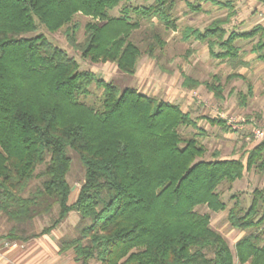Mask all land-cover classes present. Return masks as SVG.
<instances>
[{"label": "trees", "instance_id": "trees-1", "mask_svg": "<svg viewBox=\"0 0 264 264\" xmlns=\"http://www.w3.org/2000/svg\"><path fill=\"white\" fill-rule=\"evenodd\" d=\"M133 0H0V215L11 224L5 238L27 241L49 234L78 215V236L59 241V253L72 252L75 264H264V189H255L247 206L235 195L227 210L218 188L241 180L245 172L264 174V141L245 158L204 160L205 148L195 137L183 139L178 130L196 128V120L178 105L137 92L120 90L78 62L44 35L38 24L55 33L66 28L69 44L92 64L111 63L134 75L139 48L131 41L140 29L132 15L165 29H176L175 0H154L132 7ZM228 9L226 20L204 30L185 27L181 40L205 44L212 59L244 67L245 52L237 41L256 40L249 54L264 63V28L226 31L235 12L231 2L194 0ZM120 9L117 17L110 12ZM90 18L84 41L76 43L73 19ZM155 46L164 41L154 35ZM229 78L244 79L239 73ZM200 83L184 78V87ZM216 97L221 89L205 84ZM94 86L101 90L98 108L80 101ZM247 96L253 89L247 86ZM246 97H240V106ZM225 129L220 119H209ZM71 149L84 169V180L69 203L67 182ZM33 181L38 185L31 188ZM29 190V193H27ZM227 210L232 229L248 232L234 245L212 229L208 213ZM49 224L28 234L35 219Z\"/></svg>", "mask_w": 264, "mask_h": 264}, {"label": "rangeland", "instance_id": "rangeland-1", "mask_svg": "<svg viewBox=\"0 0 264 264\" xmlns=\"http://www.w3.org/2000/svg\"><path fill=\"white\" fill-rule=\"evenodd\" d=\"M154 0H133L129 5L132 7L148 6ZM231 1L234 16L230 22L224 26L226 31L240 32L242 29H253V20L240 23V7L233 4L237 0ZM258 1V0H257ZM261 1V0H260ZM194 3V0H175L172 10V19H176V29H165L155 18L150 22L132 15L134 21H139L140 29L134 31L131 41L139 48L140 58L138 59L136 72L130 76L118 71L116 66L111 63L92 64L80 57V53L74 49L68 42L66 28L55 33L48 32L43 26H37L34 33L27 34V37L35 35H44L55 46L65 51L68 56L74 58L82 71L94 73L97 77L107 83L117 86L120 90L130 88L159 101L163 99L180 102L179 105L187 108L191 117L196 120V128L183 127L178 130L183 139L195 137L199 144L205 148L204 160H210L214 157L220 159L245 158V155L258 143H253L246 139L250 137V129L255 123L264 121V63L257 61L255 55L249 54L253 41H237L245 52L244 61L247 65L234 68L228 62H221L212 59L205 44L190 39L187 42L181 40L182 30L185 27H191L198 30H204L213 21L218 19L226 20L228 9H220L209 3H203L204 12L193 14L189 11L188 4ZM240 5V4H239ZM120 9L116 8L110 12L112 17L120 14ZM248 11V10H247ZM257 19H264V15H259L254 9L249 15ZM90 18L82 15H76L73 19L74 38L76 43L84 41V27L90 22ZM264 26V21H262ZM241 28V29H240ZM154 35H158L163 41L164 46H155L153 55L150 57L147 52L149 46L154 44ZM264 39V38H263ZM233 73H239L244 79L229 78ZM188 77L192 81L200 83L197 87H184V78ZM205 84H214L221 89V96L218 98L213 92H210ZM250 84L253 89L252 97L247 96V86ZM90 93L86 97H81L80 101L98 108L101 103V90L94 86L90 88ZM245 95L246 104L240 106V97ZM175 97V98H174ZM177 99V100H175ZM170 103V102H168ZM172 104V103H171ZM222 115L224 118L233 117L240 121L245 120L243 129L231 131L226 123L218 118ZM209 119H220L224 122L225 129L219 125H212ZM70 159V170L67 174V182L71 187L69 203H72L76 191L79 190L84 180V169L82 168L78 155L71 149L66 150ZM38 185L33 181L31 188ZM255 189H264V174L256 171L245 172L241 180L236 181L229 187L226 183L218 188L221 199L226 203L227 210L234 203L230 198L235 195L247 206L251 199V194ZM29 193V190L28 192ZM227 210L219 213H212L206 207H199L196 212L199 214L208 213L210 216V225L212 229L220 233L227 241L229 247L234 253V245L241 236L248 232H241L232 229L227 222ZM67 235L65 238L72 239L78 236L77 218L65 220ZM49 224L48 217L35 219L27 228L28 234L38 233ZM11 224L6 218L0 215V234L4 236L8 233ZM234 263L237 264L234 259ZM90 264H100L91 261Z\"/></svg>", "mask_w": 264, "mask_h": 264}, {"label": "crops", "instance_id": "crops-1", "mask_svg": "<svg viewBox=\"0 0 264 264\" xmlns=\"http://www.w3.org/2000/svg\"><path fill=\"white\" fill-rule=\"evenodd\" d=\"M233 4H236L237 8L240 7V23L253 20L254 25L252 26L264 28L262 25V21H264L263 18L257 19L254 16H250L248 18V15L254 9L258 11L259 15H264V0H237ZM201 8L204 12L202 4ZM251 30L252 29H242L240 30V33L249 32ZM162 101L178 105L183 112H188L187 108L185 107L186 104L181 106L179 105L180 102H174L173 99L172 101L167 99H163ZM77 192L78 191H76L74 195L72 200L73 202L76 198ZM71 217L77 218V220H79L78 215L75 212L69 213L66 220ZM67 230L66 222L64 221L49 234L32 238L27 241H11L6 239L4 234H0V264H75L73 261L72 252L68 251L65 253H59V241L60 239L66 237ZM241 238H243V236H241L240 239ZM6 242L16 243V246H12L11 244L6 245Z\"/></svg>", "mask_w": 264, "mask_h": 264}, {"label": "built area", "instance_id": "built-area-1", "mask_svg": "<svg viewBox=\"0 0 264 264\" xmlns=\"http://www.w3.org/2000/svg\"><path fill=\"white\" fill-rule=\"evenodd\" d=\"M218 118H221L227 125V127L231 131H237L243 129V123L245 120L241 119L240 121L236 120L233 117L224 118L222 115H219ZM250 137H248L247 141H252L253 143H260L264 141V121L255 123L252 128L250 129ZM16 246V243L13 242H6V245Z\"/></svg>", "mask_w": 264, "mask_h": 264}]
</instances>
